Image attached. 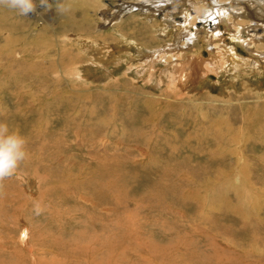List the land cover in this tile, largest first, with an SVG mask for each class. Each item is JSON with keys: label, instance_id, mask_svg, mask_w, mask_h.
Instances as JSON below:
<instances>
[{"label": "rangeland", "instance_id": "rangeland-1", "mask_svg": "<svg viewBox=\"0 0 264 264\" xmlns=\"http://www.w3.org/2000/svg\"><path fill=\"white\" fill-rule=\"evenodd\" d=\"M241 1L227 5L240 11L229 23L243 38L224 44L244 64L223 70L218 62L220 77L212 69L205 80L184 78L182 90L167 82L158 88L146 71L137 74L146 57L177 44V28L161 36L157 28L166 24L164 14L180 16L172 5L163 11L161 0H68L71 10L61 14L60 0H48L50 8L35 0V11L23 16L3 6L1 23L16 40L12 48L27 52L16 58L31 71L56 61L58 73L0 76V120L27 138L29 154L0 182V254L6 257L0 263L18 264L10 253L30 249L52 264L76 250L84 251L82 264L98 257L102 264H264V1ZM246 37L255 38L252 52L243 48ZM205 43L196 47L207 59ZM67 52L75 74L67 69ZM20 66L15 70L22 72ZM165 68V62L155 64ZM40 147L43 158L35 155ZM104 178L116 180V193L98 188ZM100 229L117 232V248L113 241L104 246L105 235L95 241ZM26 236L29 247L21 242Z\"/></svg>", "mask_w": 264, "mask_h": 264}, {"label": "bare ground", "instance_id": "bare-ground-1", "mask_svg": "<svg viewBox=\"0 0 264 264\" xmlns=\"http://www.w3.org/2000/svg\"><path fill=\"white\" fill-rule=\"evenodd\" d=\"M152 1V0H144L145 4L148 5L149 2ZM161 5L159 6L161 10H165V11H169L170 10V3H175L174 6L176 9H178L177 11L179 12V15L178 16L177 14L174 15V13L176 11H173V12H169V14H164V21L166 24H162V26L158 25L157 28H158V32L160 33V36L164 33H167L169 34L170 31L174 30L175 28H177V31H178V35H177V44L173 47H171V49H166L164 51H166L164 54H162L161 56L158 54L157 56L153 55L151 58H147L146 57V62H145V65L143 67H140V68H137L138 72L137 74H140L141 72H145L146 71V74L147 76H150L149 80H151V84H153V86H157L158 88H161L163 87L162 85L165 84V82L167 83H170L172 86H174L176 89H179V90H182L181 88H187V87H184V85H182L183 83V79L184 78H187L189 82H193L195 83V81L198 80V78L200 77L199 75H202L203 77L200 78V80H205L206 78H208V73L212 70V69H215L217 71L216 74H218V76L220 77V75L222 74L221 70H222V67L221 65L218 63V62H223L224 65H226L224 67L223 70H226L228 69V67L230 66L231 69H235L237 70L238 67L242 66L244 64V60L245 58L241 59L234 51V49L232 48H229L227 47V45H225L224 43L227 42V38H230V39H235V41H238L240 40L241 38L243 37H240V35H238V32L237 30H234L231 28L232 27V22L229 23L230 21V18H233L231 17V15H234V16H240L239 14V9L237 7V9L234 7L235 5H230L228 6L227 4H229L231 2L227 1L225 2V0H206V3H205V7H201L202 4L200 2H202V0H161ZM224 3H223V2ZM238 1V0H236ZM241 1V0H239ZM261 0H243L241 1L243 4L245 5H249L250 3H255L258 5V3H260ZM264 1V0H263ZM87 2V1H86ZM229 2V3H228ZM177 3H182L183 5L180 6H177ZM203 3V2H202ZM234 3V2H233ZM237 3V2H236ZM235 3V4H236ZM239 3V2H238ZM241 3V4H242ZM226 4V5H225ZM72 5V4H71ZM204 5V4H203ZM237 6V5H236ZM172 7V6H171ZM229 7H234L233 9H230ZM258 8V6H257ZM262 9V12L264 13V3L261 4V8ZM242 10V9H241ZM4 12V9H3V6H0V60L4 61V64L1 65L2 66V71L0 72V76H31V74L33 75V73L35 74L34 76H49V75H53L54 72H56V67H55V62H50L48 65H43L42 67V70L40 71H37L36 69L32 71L31 70H27V66H25L21 59H17L16 56L18 55V53H23L24 55L27 53L25 48H20L21 51L19 50H15L14 48H12L11 45L14 44V42L16 41L14 38H13V34H10L8 33L7 31V27L5 25H3L1 22H3L2 20V17H5L6 16V12ZM254 12V11H253ZM170 13L173 14V16H171L170 18H168V21H167V16L170 15ZM233 13V14H231ZM199 14V15H198ZM36 15V14H35ZM34 15V16H35ZM257 15L259 16V14L257 13ZM36 17V16H35ZM5 19V18H4ZM13 19V18H12ZM172 19V23L170 22L171 25H174L173 27L168 26L169 24V21H171ZM152 21V20H151ZM243 24V23H242ZM235 27V26H234ZM61 29H64V27H60ZM179 28V29H178ZM249 28V27H248ZM242 30V27L239 26L238 27V30ZM66 30V29H65ZM7 31V33H6ZM67 31V30H66ZM13 32V31H12ZM66 33V32H65ZM226 33H234L233 35H230V36H227ZM42 34V33H41ZM35 35V34H33ZM19 36V35H17ZM16 36V37H17ZM21 37V36H20ZM26 38V37H25ZM37 38V37H36ZM65 38V37H64ZM257 38V37H256ZM38 39V38H37ZM253 39L255 40V38H250L249 37H246V40L244 41H241V43H243V48H247L248 50V47H249V43H250V40ZM19 40V38H18ZM32 40V39H31ZM39 40V39H38ZM37 40V41H38ZM21 41V40H20ZM23 41V40H22ZM207 42L205 43V48L206 46H208V55L209 56L206 60L204 59V56H203V52H200V49L197 48L196 46L198 45L197 43L198 42ZM36 42V41H35ZM38 43V42H37ZM127 43L128 44H132L133 42L132 41H129L127 40ZM236 43V42H235ZM239 43V42H238ZM23 44V43H22ZM127 44V45H128ZM231 44V43H230ZM245 44V45H244ZM38 45V44H37ZM174 45V44H173ZM229 45V44H228ZM23 46V45H22ZM21 47V46H20ZM130 47V46H128ZM167 47V46H166ZM203 47V46H202ZM210 47V48H209ZM131 48V47H130ZM51 49V48H50ZM49 49V50H50ZM161 49V48H160ZM207 49V48H206ZM250 49V48H249ZM69 50V49H68ZM162 50V51H163ZM253 50V49H252ZM252 50H248L250 52H252ZM64 51V50H63ZM159 51V50H158ZM124 52V51H123ZM47 53H49V51H47ZM46 53V54H47ZM63 53V52H62ZM118 53V52H117ZM121 53V52H119ZM200 53V54H199ZM206 53V52H204ZM31 54V53H30ZM79 54V53H78ZM116 54V53H115ZM115 54H113V56H115ZM155 54V53H154ZM48 55V54H47ZM47 55H44V56H47ZM62 55V54H61ZM120 55V54H119ZM260 55V54H259ZM151 56V55H150ZM168 59H166V57H168ZM33 57V56H32ZM62 58V56H60ZM117 57V55L115 56ZM264 57V56H263ZM63 58H65L66 61H68L66 63V65L68 66L67 69L70 70L72 68L73 72L72 73H76L77 71V68L74 67V63H75V59H71V53L70 52H67V53H64L63 54ZM73 58V57H72ZM120 59L122 57H119ZM124 58V56H123ZM55 60V59H54ZM63 59V62L65 61ZM119 60V59H117ZM120 61V60H119ZM124 61V60H122ZM158 61H161L162 63L165 62V65H166V68L163 69L162 71H158L155 69V64L158 62ZM45 62V61H44ZM111 62V61H109ZM29 63V62H28ZM62 63V61H61ZM96 63V62H95ZM107 63V62H106ZM160 63V62H159ZM57 64V62H56ZM117 64V63H116ZM119 64V63H118ZM17 65H21V71L22 72H19L17 70H15V67ZM59 65V64H58ZM57 65V66H58ZM79 65V64H78ZM120 65V64H119ZM30 66V65H29ZM96 66V65H95ZM38 67V66H37ZM60 67V66H58ZM137 67V66H136ZM245 67V66H244ZM64 68V67H63ZM89 68V67H88ZM106 68V67H105ZM59 69V68H58ZM87 69V68H86ZM20 70V69H18ZM89 70V69H88ZM132 70V68L130 69L129 68V71ZM63 71H66V70H63ZM61 72V74L63 73V75H66V76H70L69 75V71H66V73L64 74V72ZM141 71V72H140ZM131 72V71H130ZM164 72V73H163ZM58 72H56L57 74ZM71 73V72H70ZM74 73V74H75ZM30 74V75H29ZM145 74V73H144ZM195 74V75H194ZM225 74V73H224ZM194 75V76H192ZM56 76V75H54ZM79 76V75H78ZM144 78V76H142ZM195 77V80H193V78ZM41 78V77H40ZM159 78V79H157ZM12 79V78H10ZM43 80H46V78L42 77ZM210 79H214V76H210ZM59 80V79H58ZM148 80V82H149ZM185 80V79H184ZM180 84L181 87L178 88V86H176V84ZM147 84V83H146ZM58 83L55 84V87H57ZM165 86V85H164ZM188 86V84H187ZM167 87V86H166ZM164 88V87H163ZM170 88V87H169ZM62 91L63 90H55L53 91L52 93H54L55 95H62ZM54 96V95H53ZM57 98V97H56ZM149 105V104H148ZM258 113V112H257ZM262 114V113H261ZM262 116V115H261ZM253 117V116H252ZM256 118V116H255ZM145 119V118H144ZM148 119V118H146ZM247 120V119H246ZM143 121V120H142ZM254 121V120H253ZM147 122V121H145ZM249 122V121H248ZM221 135V134H220ZM218 135V136H220ZM224 135V134H223ZM231 136V135H230ZM229 136V137H230ZM221 137V136H220ZM225 137V136H223ZM232 137V136H231ZM222 138V137H221ZM226 139V138H225ZM228 140V139H226ZM56 146V145H55ZM44 147V145H43ZM222 147V146H221ZM46 148V147H45ZM95 148V147H94ZM179 148V147H178ZM47 149V148H46ZM58 150V149H57ZM62 151V150H61ZM94 151V150H93ZM141 151V150H140ZM218 151V150H217ZM54 152V151H53ZM96 152V151H95ZM98 152V151H97ZM209 152V151H207ZM233 152V151H232ZM237 152V151H236ZM51 153V152H50ZM231 153V152H230ZM92 154V153H91ZM212 154H214V152H212ZM222 154V153H221ZM35 155L38 156V158H43V156L45 154V150L44 148H41L40 147V150L38 152H35ZM225 155V154H224ZM48 156V155H47ZM54 156V154H53ZM123 156V155H122ZM211 163V162H210ZM211 165V164H210ZM213 165V164H212ZM44 168L47 166H45L44 164L42 165ZM100 166V165H99ZM208 166V165H207ZM103 167V166H102ZM209 167V166H208ZM244 167V166H243ZM206 168V167H205ZM58 169V168H57ZM203 169V168H202ZM211 169V168H210ZM96 170V169H95ZM99 170V169H98ZM102 170V169H100ZM105 171V170H104ZM233 171V170H232ZM63 172V171H62ZM95 172V171H94ZM97 172V171H96ZM225 172V171H224ZM223 172V173H224ZM234 172V171H233ZM242 172V170H241ZM101 173V172H100ZM114 173V172H113ZM226 173V172H225ZM82 174V173H81ZM98 174V173H97ZM105 174V173H104ZM240 174V173H239ZM243 174V172H242ZM246 174V173H245ZM229 175V174H228ZM227 175V176H228ZM234 175V173H233ZM249 175V174H248ZM71 176V175H70ZM222 176V175H221ZM107 177V176H106ZM111 177V176H110ZM114 177V176H113ZM225 177V176H224ZM242 177V175H241ZM64 178V177H63ZM103 178V176H102ZM109 178V176H108ZM115 178V177H114ZM226 178V177H225ZM246 178V177H245ZM117 179V178H115ZM97 180V179H96ZM99 180V179H98ZM229 180V179H228ZM109 181V180H108ZM116 181V180H115ZM115 181H112V183L110 184H107L105 182V178L102 179V184H99L98 188L101 186H104L103 188L106 187V190H108V192H112L114 194V192L116 193V190H117V184ZM246 181V180H245ZM260 181V180H259ZM111 182V181H110ZM255 185V184H254ZM232 186V185H231ZM101 188V189H103ZM255 188V186H254ZM100 192V191H99ZM43 193V192H42ZM49 193V192H48ZM106 193V192H105ZM110 194V193H109ZM214 194V193H213ZM220 194V193H219ZM104 195V194H103ZM102 195V196H103ZM106 195V194H105ZM117 195V194H116ZM95 196V195H94ZM112 196V195H111ZM222 196V195H221ZM44 197V196H43ZM99 196H97L98 198ZM114 197H117V196H114ZM215 197V196H214ZM213 197V198H214ZM217 197V196H216ZM45 198V197H44ZM87 198V196H86ZM221 198H224L223 196ZM229 198V197H228ZM239 198V197H238ZM42 199V198H41ZM89 199V198H88ZM87 199V200H88ZM99 199V198H98ZM111 199V198H110ZM66 200V199H65ZM85 200V199H84ZM93 200V199H92ZM116 200V199H115ZM219 200V199H218ZM226 200V199H225ZM245 200V199H243ZM43 201V200H42ZM45 201V200H44ZM89 201V200H88ZM99 201V200H98ZM217 201V200H216ZM215 201V203H216ZM222 201V200H221ZM229 201V200H228ZM242 201V200H241ZM226 202V201H225ZM44 203V202H43ZM104 203V202H103ZM114 203V202H112ZM222 203V202H220ZM239 203V202H238ZM242 203V202H241ZM50 204V203H49ZM48 204V205H49ZM91 204V203H90ZM93 204V203H92ZM100 204V203H98ZM244 204V203H243ZM43 205V204H42ZM215 204H213L214 206ZM217 205V204H216ZM219 205V204H218ZM242 205V204H241ZM245 205V204H244ZM51 206V205H50ZM95 206V205H94ZM220 206V205H219ZM224 206V204H223ZM222 206V207H223ZM226 206V205H225ZM235 206V205H234ZM45 207V206H44ZM47 207V206H46ZM222 207H220L222 210ZM231 207V206H230ZM239 207V206H238ZM237 207V208H238ZM48 208V207H47ZM97 208V206H96ZM219 208V207H218ZM216 209V208H215ZM232 209V208H231ZM241 209V208H240ZM110 210V209H109ZM224 210V209H223ZM214 211V210H213ZM234 211V210H233ZM243 211V210H242ZM44 212V211H43ZM235 212V211H234ZM240 212V211H239ZM238 212V213H239ZM220 213V212H219ZM229 214V213H228ZM237 214V213H236ZM235 215V214H234ZM248 216V215H247ZM98 217V216H97ZM222 217V216H221ZM220 215H219V218H221ZM90 218V217H89ZM224 218V217H223ZM244 218V217H243ZM246 218V217H245ZM99 219V218H98ZM117 219V217H116ZM217 219V218H216ZM231 219V218H230ZM219 220V219H218ZM217 220V223H219V221ZM95 221V220H94ZM92 221V222H94ZM97 222H99L98 220H96ZM110 221V219H109ZM221 221V220H220ZM112 222V221H111ZM117 222V221H116ZM116 222H115V225H116ZM178 222V221H177ZM216 222V220H215ZM91 223V222H90ZM95 223V222H94ZM137 223V222H136ZM92 224V223H91ZM113 224V223H112ZM176 224V223H175ZM178 224V223H177ZM108 225H111V224H108ZM180 225V224H179ZM89 226V225H88ZM136 226V225H135ZM243 226V225H242ZM103 227V226H102ZM114 228V227H112ZM116 228V227H115ZM173 228V227H172ZM204 228V227H203ZM219 228V227H218ZM94 229V228H93ZM96 229V228H95ZM106 229V228H105ZM180 229V228H179ZM195 229V228H193ZM214 229V228H213ZM101 230V233L100 234H97L95 236V241L96 242H100V237H103V235H105L107 237V243H105V247L108 245V243L110 244L111 242H108V241H113V246L115 247V243L117 242V232H114L112 235H109V234H106L103 229H100ZM186 230V229H185ZM184 230V231H185ZM189 230V229H188ZM197 231V229H195ZM217 230V229H215ZM88 231V230H87ZM114 231V229H113ZM112 231V232H113ZM195 231V232H196ZM204 231V230H203ZM214 231V230H213ZM81 232V230H80ZM100 232V231H99ZM108 232V230H107ZM121 232V231H120ZM179 232V231H178ZM183 232V231H181ZM190 232V231H189ZM207 232V230H206ZM218 232V231H217ZM84 233V232H83ZM82 233V234H83ZM177 233V232H176ZM193 233V232H192ZM214 233V232H213ZM246 233V232H245ZM222 234V232H221ZM80 235V234H79ZM180 235V234H179ZM186 235V234H185ZM217 235V234H215ZM249 235V234H248ZM247 235V236H248ZM33 236V235H32ZM76 236V235H75ZM85 236V234L83 235ZM90 236V235H89ZM93 236V235H91ZM90 236V237H91ZM169 236V235H168ZM174 237H176L175 235H173ZM178 236V235H177ZM214 236V235H213ZM218 236H221V235H218ZM224 236V234H223ZM31 237V235H29V238ZM165 237V236H164ZM217 237V236H216ZM246 237V235H245ZM28 236L21 238V242L24 244V246H31L28 242H29V239H27ZM80 238V237H78ZM83 238V237H81ZM89 238L87 235H86V239ZM116 238V239H115ZM179 238V237H178ZM176 238V239H178ZM249 238V237H248ZM180 239V238H179ZM245 239V238H244ZM72 240V239H71ZM69 240V242L71 241ZM76 240V237L74 239V241ZM82 240V239H81ZM92 240V239H91ZM93 240H94V237H93ZM246 240V239H245ZM249 240V239H248ZM24 241V242H23ZM34 241V240H33ZM84 241V240H82ZM133 241V240H132ZM217 241V240H216ZM215 241V242H216ZM94 242V243H96ZM106 242V241H105ZM68 243V242H67ZM72 245L73 243L70 242ZM83 243V242H82ZM89 243V242H88ZM93 243V244H94ZM177 243V242H176ZM221 243V242H220ZM60 244V243H59ZM65 244V243H64ZM70 244V245H71ZM91 244V243H90ZM99 244V243H98ZM117 244V243H116ZM125 244V243H124ZM137 244V243H136ZM216 244V243H215ZM75 245H76V242H75ZM74 245V246H75ZM80 245V244H78ZM85 245V244H84ZM214 245V244H213ZM218 245V244H217ZM34 246V245H33ZM61 246V245H60ZM94 246V245H93ZM96 248L97 250L99 251V246L96 245ZM98 246V247H97ZM111 246V245H110ZM62 247V246H61ZM61 247L59 249H61ZM66 246H63L62 248H65ZM71 247V246H70ZM82 247V246H81ZM102 247V246H101ZM113 247V248H114ZM133 247V246H132ZM176 247V246H175ZM27 248V247H26ZM83 248V247H82ZM104 248V247H103ZM101 248V249H103ZM117 248V246H116ZM129 248V247H128ZM188 248V247H187ZM18 249V248H17ZM23 249V247H22ZM91 249H94V248H91ZM110 249V248H109ZM178 249V248H177ZM176 249V250H177ZM218 249V248H217ZM66 250V249H65ZM63 250V251H65ZM72 250V249H71ZM87 250H88V247H87ZM115 250V249H114ZM117 250V249H116ZM146 250V249H145ZM94 251V250H93ZM113 251V250H112ZM135 251V250H134ZM175 251V250H173ZM172 251V252H173ZM29 252V253H27ZM27 252H24V250L20 251V252H11L10 255V258H16L17 259V262L18 264H25V262H29V261H32L33 263L36 264V260L38 261V257L34 255L33 251H31L29 249V251ZM67 252V251H66ZM84 252V251H82ZM82 252H71L69 251L68 253H66V260L63 259V261H61L59 259V261H55V264H82L80 261H82L84 259V256H83V253ZM95 252V251H94ZM104 252V251H103ZM103 252L100 251V253L103 254ZM154 252V251H153ZM217 252V251H216ZM56 253V252H55ZM61 253V252H60ZM58 253V256L59 254ZM65 253V252H64ZM85 253L87 254V252L85 251ZM135 253V252H134ZM160 253V252H159ZM174 253V252H173ZM183 253V252H182ZM63 253H61V256ZM97 255V254H96ZM242 255V254H241ZM8 256V254H7ZM86 256V255H85ZM94 256V255H93ZM104 256V255H103ZM106 256V255H105ZM109 256V255H107ZM115 256V255H114ZM149 256V255H148ZM65 257V256H64ZM89 257V255H88ZM91 257V256H90ZM98 255L95 257L97 258ZM141 257V256H140ZM152 257V256H151ZM154 257V256H153ZM5 254H0V262H4L5 261ZM101 258V257H100ZM105 258V257H104ZM113 258V257H112ZM111 258V259H112ZM117 258V256H116ZM126 258V257H125ZM150 258V257H149ZM53 259V258H52ZM115 259V257H114ZM141 259V258H140ZM154 259V258H153ZM51 260V259H49ZM88 260V258H87ZM93 260V259H92ZM106 260V259H105ZM44 261V260H43ZM86 261V260H85ZM144 261V260H143ZM153 261V260H152ZM158 261V260H157ZM84 262V261H83ZM89 262V261H88ZM110 262V261H109ZM113 262V261H112ZM131 262V261H130ZM133 262V261H132ZM151 261H149L150 263ZM0 263V264H2ZM15 263V262H14ZM39 264H52V263H46L45 262H40L38 261ZM117 263V262H116ZM136 263V262H135ZM146 263V262H145ZM155 263V262H154ZM11 264V263H10ZM32 264V263H31ZM88 264H102V260L98 259L97 260H94V261H91V263L89 262ZM106 264V263H104ZM143 264V263H142ZM151 264V263H150ZM153 264V263H152ZM156 264V263H155ZM182 264V263H181Z\"/></svg>", "mask_w": 264, "mask_h": 264}, {"label": "clouds", "instance_id": "clouds-1", "mask_svg": "<svg viewBox=\"0 0 264 264\" xmlns=\"http://www.w3.org/2000/svg\"><path fill=\"white\" fill-rule=\"evenodd\" d=\"M40 4L51 7L48 0H40ZM0 6H6L23 16L35 11L36 2L35 0H0ZM56 8L61 14L71 10L68 0H60ZM0 114H2V109H0ZM26 145L27 138L18 129L12 130L6 121L0 120V182L13 176L20 164L26 160L29 155ZM36 211L37 214L40 213L39 206Z\"/></svg>", "mask_w": 264, "mask_h": 264}, {"label": "crops", "instance_id": "crops-1", "mask_svg": "<svg viewBox=\"0 0 264 264\" xmlns=\"http://www.w3.org/2000/svg\"><path fill=\"white\" fill-rule=\"evenodd\" d=\"M174 4H175V3H172V2L170 3V5H172V7L174 6ZM180 4H181V6H182V3H177V6L181 7ZM174 7H175V6H174Z\"/></svg>", "mask_w": 264, "mask_h": 264}]
</instances>
